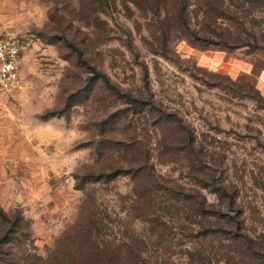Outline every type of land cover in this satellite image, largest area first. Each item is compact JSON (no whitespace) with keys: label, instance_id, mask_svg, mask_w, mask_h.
I'll use <instances>...</instances> for the list:
<instances>
[{"label":"rangeland","instance_id":"obj_1","mask_svg":"<svg viewBox=\"0 0 264 264\" xmlns=\"http://www.w3.org/2000/svg\"><path fill=\"white\" fill-rule=\"evenodd\" d=\"M223 1L207 33L226 48L190 38L206 29L196 0L184 22L171 6L135 0H0V33L19 39L25 81L0 96V210L12 222L22 217L0 244V264L44 262L87 193L84 214L102 225L100 241L143 240L137 264H190L199 223L175 209L173 186L199 189L264 247V0ZM158 115L179 129L177 138L194 137L191 151L184 141L169 144ZM144 158L157 178L158 206L147 215L134 211L130 177ZM219 235L204 243V264H262L224 260L239 243Z\"/></svg>","mask_w":264,"mask_h":264},{"label":"trees","instance_id":"obj_2","mask_svg":"<svg viewBox=\"0 0 264 264\" xmlns=\"http://www.w3.org/2000/svg\"><path fill=\"white\" fill-rule=\"evenodd\" d=\"M107 2V0H104ZM252 2H261L262 0H251ZM137 6H171L174 9L175 15L178 19L185 21L188 19V0H135ZM223 0H196L195 8L203 14V22L206 29L198 33V29L191 31L190 38L194 41H199L201 44L208 45L209 42L220 43L222 48L228 46L227 41L219 40L213 41L208 35V29L211 23L215 22V18L222 14L223 12ZM64 42L76 52V56L79 61H81L94 73V75L101 76L105 84L110 88H116L112 84L108 77L99 73L95 67L88 65L86 59L82 57V51L65 36H62ZM212 40V41H211ZM128 98L134 103L139 104L142 100L138 97H134L128 94ZM158 124L161 127L166 139H168L169 144L177 146V143L184 141V148L191 151L193 147L194 137L191 134L185 137L177 138L179 129L172 126L168 121L163 118V116L158 115ZM164 137V136H163ZM164 137V138H165ZM179 148V147H178ZM177 151V148H176ZM174 151V153L176 152ZM143 167L131 166L130 177L132 179L131 193L133 198V208L134 211L147 215L155 211L158 206L157 200V187H155L157 178L152 171V167L148 164V158L143 159ZM145 165V166H144ZM204 174L199 177L201 180H205ZM170 187L167 191L170 193L172 203L175 209H181L183 214L187 216L188 220H194L199 223V229L197 236L200 238V246L195 249H188V262L192 264L193 262H198L204 264L207 260L208 253L204 249V243H209L212 241L211 236L214 231H219L220 237L222 234H227L228 241L231 243L238 242L239 244L233 249V252L228 251L225 255H222L224 260L228 261L229 258H241V256L246 257L247 260H258L259 263L264 264V247L261 242L257 241L255 238L250 236L248 233L241 232L238 228V224L234 225L232 219L227 213H222L215 211L207 203L205 195L199 190H181ZM222 194H227L224 188H221ZM86 199H90L87 193ZM83 201V208H81V216L71 225L64 233L65 241L62 240L54 248L44 262H36L34 264H137L138 255L140 249L144 246V241L136 237H132L130 240L116 239L111 237L100 241L102 239L100 235V230H102V225L98 224V220L92 217V213L88 210L87 214H84L85 209L89 206L88 200ZM87 201V202H86ZM87 203V206H85ZM231 205V204H230ZM83 209V210H82ZM179 210H176V212ZM84 214V215H83ZM8 215L0 210V244L5 245L8 242V237L16 225H20L22 217L17 215L15 220L12 222L11 219L7 217ZM215 218L211 221L210 218ZM211 223H216L217 225L212 226ZM222 224V226L220 225ZM235 226L234 231L226 227V225ZM156 228L164 231L167 226L164 221L159 223L155 222ZM217 226V228H216ZM96 230V238L91 236L93 230ZM239 230V231H238ZM99 231V233H98ZM160 231V233H161ZM73 237V241L71 239ZM100 237V238H99ZM224 236L222 237V239ZM99 239V240H98ZM211 239V241H210ZM241 244V245H240ZM62 246V247H61ZM239 246L241 248H239ZM2 252L3 249L0 248ZM225 256V257H224ZM18 264V263H17ZM139 264H165L163 262H142Z\"/></svg>","mask_w":264,"mask_h":264},{"label":"built area","instance_id":"obj_3","mask_svg":"<svg viewBox=\"0 0 264 264\" xmlns=\"http://www.w3.org/2000/svg\"><path fill=\"white\" fill-rule=\"evenodd\" d=\"M21 51L22 46L16 36L0 34V96L12 95L25 85Z\"/></svg>","mask_w":264,"mask_h":264},{"label":"crops","instance_id":"obj_4","mask_svg":"<svg viewBox=\"0 0 264 264\" xmlns=\"http://www.w3.org/2000/svg\"><path fill=\"white\" fill-rule=\"evenodd\" d=\"M1 34V33H0ZM23 55V54H22ZM22 60H23V56H22ZM21 72L23 73L22 67H21ZM19 92V91H18Z\"/></svg>","mask_w":264,"mask_h":264}]
</instances>
